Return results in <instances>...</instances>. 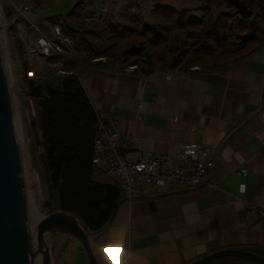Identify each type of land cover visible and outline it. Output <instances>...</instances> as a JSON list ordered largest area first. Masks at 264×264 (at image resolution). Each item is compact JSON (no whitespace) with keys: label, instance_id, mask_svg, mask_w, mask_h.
<instances>
[{"label":"crops","instance_id":"crops-1","mask_svg":"<svg viewBox=\"0 0 264 264\" xmlns=\"http://www.w3.org/2000/svg\"><path fill=\"white\" fill-rule=\"evenodd\" d=\"M77 75L95 109L125 132L128 158L173 153L186 143L210 148V183L176 190L140 189L121 199L110 221L89 233L101 264H188L211 251L243 248L264 256V45L223 65L122 71L92 59ZM210 264H264L222 255Z\"/></svg>","mask_w":264,"mask_h":264},{"label":"trees","instance_id":"trees-1","mask_svg":"<svg viewBox=\"0 0 264 264\" xmlns=\"http://www.w3.org/2000/svg\"><path fill=\"white\" fill-rule=\"evenodd\" d=\"M245 1L256 8L249 18L226 0H202L194 8L155 4L152 21L144 18L138 0H103L97 14L79 0L67 13L50 16L71 48L60 55L61 72L27 81L35 110L31 121L41 130L46 204L54 202L49 212L74 214L90 233L110 221L121 199L119 183L92 172L97 116L79 68L100 56L136 64L142 72L231 62L264 43V0Z\"/></svg>","mask_w":264,"mask_h":264},{"label":"rangeland","instance_id":"rangeland-1","mask_svg":"<svg viewBox=\"0 0 264 264\" xmlns=\"http://www.w3.org/2000/svg\"><path fill=\"white\" fill-rule=\"evenodd\" d=\"M79 0H0V36L7 66L8 77L15 105L18 141L27 181V205L30 221L48 213L54 202L49 200L46 189L45 170L42 160L41 130L32 123L35 117L32 98L28 94L29 78L40 79L52 72H61L60 55L71 48V41L64 37L50 22V16L65 14ZM147 21H152L155 4L166 3L176 8L197 7L202 0H138ZM103 0H86V8L96 14ZM26 5L25 8H22ZM254 10L256 8H253ZM215 10V9H214ZM43 37L47 44L38 42ZM48 46V49H46ZM80 56L85 51L78 52ZM111 62L105 56L97 57ZM96 58V59H97ZM50 244V264H89L87 254L79 239L69 233L53 236L46 234Z\"/></svg>","mask_w":264,"mask_h":264},{"label":"water","instance_id":"water-1","mask_svg":"<svg viewBox=\"0 0 264 264\" xmlns=\"http://www.w3.org/2000/svg\"><path fill=\"white\" fill-rule=\"evenodd\" d=\"M244 18L254 9L245 0H226ZM69 233L84 248L89 264H101L92 248L89 232L79 219L62 209L40 216L32 227L27 205V181L18 141L15 105L0 37V264H50L51 251L46 234ZM222 255L264 262V256L243 248L211 251L188 264H210Z\"/></svg>","mask_w":264,"mask_h":264},{"label":"built area","instance_id":"built-area-1","mask_svg":"<svg viewBox=\"0 0 264 264\" xmlns=\"http://www.w3.org/2000/svg\"><path fill=\"white\" fill-rule=\"evenodd\" d=\"M26 5L22 8H25ZM60 29V26H56ZM39 44H47L40 37ZM264 45V43H263ZM48 49V46H46ZM114 67L134 72L136 64H121ZM97 133L94 138L92 172L103 171L116 175L122 180V189L127 198H131L145 187L157 190H176L210 183V170L214 160L210 148L198 142L186 143L173 153L154 152L137 158H128L120 150L125 132L112 119L97 113ZM246 210L255 216L264 217V208L254 202L245 201ZM128 253H123L121 264H128ZM74 264V263H72Z\"/></svg>","mask_w":264,"mask_h":264},{"label":"bare ground","instance_id":"bare-ground-1","mask_svg":"<svg viewBox=\"0 0 264 264\" xmlns=\"http://www.w3.org/2000/svg\"><path fill=\"white\" fill-rule=\"evenodd\" d=\"M31 224H32V227H33L34 226V223L31 222ZM35 264H40V258L39 257L36 258Z\"/></svg>","mask_w":264,"mask_h":264}]
</instances>
